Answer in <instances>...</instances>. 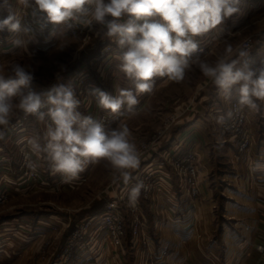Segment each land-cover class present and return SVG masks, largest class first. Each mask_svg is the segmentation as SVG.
<instances>
[{"label":"rangeland","instance_id":"rangeland-1","mask_svg":"<svg viewBox=\"0 0 264 264\" xmlns=\"http://www.w3.org/2000/svg\"><path fill=\"white\" fill-rule=\"evenodd\" d=\"M239 9L216 29L197 37L199 45L206 48L199 55L215 63L229 46L233 58L246 48L250 66L258 74L264 69V0H241ZM10 12L20 16L22 27L30 29V33H12L7 28L0 31V69L12 63L32 65L36 68L34 88L46 90L56 83L70 84L83 115L98 120L106 130L126 123L141 152L139 168L133 175L151 189H142L136 206L129 207L127 191L123 185L112 183L103 163L89 165L77 179L64 182L60 174L50 171L43 157L31 154L28 139L38 138L43 143L44 126L20 113L0 140V264H162L168 259L169 249H162L158 257L151 255L150 249L158 251L159 240L154 235L161 238L174 228L161 221L152 228L153 214L165 217V207L157 206L159 196L174 205L175 211L167 210L172 217L184 219L186 233L198 232L204 219L209 222L208 233L231 238L234 232L229 224L239 212L234 202L248 199L243 194L246 186L241 183L239 192L233 191L238 167L231 154L237 153L245 172L250 162L262 159L264 105L259 112L244 109L248 118L245 128H249L254 145L243 147V135L223 133L214 120L221 109L227 112L233 105L219 100L212 82L193 65L181 82L157 77L153 91L137 97L135 115H123L124 109L113 114L100 108L97 97L91 94L95 89L113 96L118 89H132L135 93L134 86L119 70L113 40L96 36L97 26L88 28L74 22L71 28L59 27L47 23L43 13L28 10L25 14L16 0H8V6L0 0V20ZM16 38L27 40V46L13 49L11 41ZM249 41L255 44L251 50L247 47ZM259 119H263L261 127L255 125ZM25 153L37 165L35 171L26 167ZM191 164L196 173L183 188L181 177L185 178L184 170ZM152 171L155 173L149 177ZM241 178L243 181L245 176ZM163 179L170 187L156 185L161 181L166 184ZM159 188L175 191L163 192ZM172 195L176 196L173 200ZM110 211L120 212L123 217L122 244L117 243L105 221L85 229L90 219H99ZM136 219L141 221L137 231ZM83 233L86 238L75 240ZM262 241L264 238L259 242ZM70 249L73 253L67 259L66 251ZM88 250H100L101 255L95 257L92 253L88 259ZM259 254L264 259V254Z\"/></svg>","mask_w":264,"mask_h":264},{"label":"clouds","instance_id":"clouds-1","mask_svg":"<svg viewBox=\"0 0 264 264\" xmlns=\"http://www.w3.org/2000/svg\"><path fill=\"white\" fill-rule=\"evenodd\" d=\"M27 14L28 10L43 13L45 21L59 27L71 28L74 22L85 27L97 26L96 36L109 38L117 45L115 59L119 70L134 86L118 89L115 96L99 89L92 91L98 106L111 113L135 115L141 94L151 93L156 78L181 82L195 65L212 82L216 95L237 111L247 108L259 112L264 105V69L254 70L247 59L246 48L233 58L229 46L226 54L209 63L197 55V37L216 29L237 13L241 0H16ZM8 6V0H4ZM18 14L0 20V31L29 35L22 27ZM43 27V25L41 26ZM29 38H31L29 36ZM13 49L25 48L27 40L11 41ZM63 68V66H61ZM36 68L12 63L0 69V140L13 118L20 113L33 117L44 126L43 143L28 139L31 154L43 157L53 174L64 182L79 177L89 165L103 163L110 171L113 184L123 185L129 207H135L141 190L147 186L133 173L139 168L141 152L133 141L126 123L114 129L78 109L74 88L56 83L46 90L34 88ZM234 116L233 110L218 113L215 123L225 126ZM26 167L35 171L37 165L25 153ZM252 172L264 171V162H250ZM130 186V187H129Z\"/></svg>","mask_w":264,"mask_h":264},{"label":"crops","instance_id":"crops-1","mask_svg":"<svg viewBox=\"0 0 264 264\" xmlns=\"http://www.w3.org/2000/svg\"><path fill=\"white\" fill-rule=\"evenodd\" d=\"M258 121L259 124L255 123V125H259L260 127L263 126V119H259ZM231 149L233 150V147ZM231 155L235 159L234 166L236 168L238 167V170L235 172V179H238L236 181L237 187H234V190H232L238 193L239 190L237 188L240 183L243 187H248H245L246 192H243L248 198L246 201H240L239 203L234 200V207L239 210V212L237 211V219L231 220L229 224L234 235L227 240L224 237L220 238V235H218V237L213 236L212 233L207 232V225L209 222L204 219L200 222L201 224L198 232L186 233L184 219L175 215L172 217V214L167 210L171 209L175 211L174 205L165 199V196H159L158 199L160 203L157 206H161L162 209L165 207V209H161L165 217L160 218L154 216L152 212V228L155 227L154 225L155 223H158V221H161L162 223L166 222V225L170 228H174V231L172 230V232L163 233L164 236L161 238L154 235V238L159 240L156 249L158 251L150 249L149 253L151 255L158 257L161 255L162 249H169L168 259L162 260V264H264V259L261 258V255L254 247L256 242H259L264 238V171L250 173V169H248V171L245 172L240 163L242 161L239 160L240 157L237 153L234 151L233 154L232 151ZM260 161L264 162V150H262V159ZM243 175L245 176V179L243 180L244 182L241 181ZM251 178L253 179L251 180ZM164 181L166 184L161 181L157 186L165 185L170 187L168 185L170 183L166 180ZM159 189H162V191L166 190V192L167 190L175 191L174 188ZM158 193L161 194L160 192ZM173 197L176 196L172 195L170 198L173 200ZM163 198L164 200L162 201ZM154 206L151 205V207ZM156 208L158 209V207ZM92 253H94L95 257L101 255L100 250H98V254L90 252L87 257L88 259L92 258ZM157 253H159V255H157Z\"/></svg>","mask_w":264,"mask_h":264},{"label":"built area","instance_id":"built-area-1","mask_svg":"<svg viewBox=\"0 0 264 264\" xmlns=\"http://www.w3.org/2000/svg\"><path fill=\"white\" fill-rule=\"evenodd\" d=\"M201 44V43H198V45ZM254 45L251 41L248 42V50H251L254 48ZM205 45H199V50L197 52V55H199L200 53H204L205 52ZM230 110H233L234 111V116L231 120H229L227 122V124L225 126H221L223 129V133H227L228 131L231 132L233 134L234 137H238V136H241L243 135L245 137V141L243 142V147L244 146H247V145H254V139L252 138V136L250 135V131H249V128H245V125L247 124V115L245 113V111H237L235 109V106L233 105V108H231ZM219 113H226L223 109H221L219 111ZM252 152H253V149H250L249 150V155H250V159L252 160L253 157H252ZM155 172H150L148 174L149 177H152V175L154 174ZM196 173V170H195V166L194 165H189L187 168H185L184 170V175H185V178L181 177V184H182V187H186L188 185V179L193 176L194 174ZM192 178V177H191ZM158 185V184H156ZM151 188H147V190H149ZM113 213H115V215L113 216V218L110 217V215ZM120 212H108V213H105L104 215H102L101 218L98 219V217H93L92 219H90L88 222H86V228H91L95 225H97L98 223H100V221H105L107 224L106 225H109L108 227V230L109 228L112 229V232L114 235L115 238H117V243H120L122 244L123 240L121 238V235L124 234V220H123V217L121 216ZM135 230L137 231L138 228H140V219H136L135 221ZM85 233V232H84ZM83 234L81 235H76L75 236V240L77 238L79 239H83L82 237L84 236L86 238V236ZM110 235V236H112ZM74 242V240L72 239L70 241V245ZM256 249L258 252H260L261 254H264V241L262 242H259L257 243L256 245ZM72 253H73V250L70 249V250H67L66 251V256H67V259L68 257H71L72 256ZM66 264H70V262H66Z\"/></svg>","mask_w":264,"mask_h":264}]
</instances>
